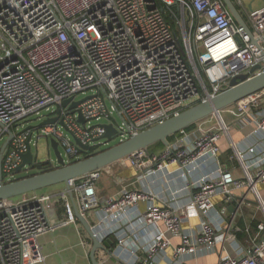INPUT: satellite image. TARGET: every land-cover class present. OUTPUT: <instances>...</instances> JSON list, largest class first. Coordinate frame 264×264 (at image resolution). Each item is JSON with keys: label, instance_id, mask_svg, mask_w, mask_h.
I'll return each mask as SVG.
<instances>
[{"label": "built area", "instance_id": "2783aa9c", "mask_svg": "<svg viewBox=\"0 0 264 264\" xmlns=\"http://www.w3.org/2000/svg\"><path fill=\"white\" fill-rule=\"evenodd\" d=\"M233 2L245 11L249 30L225 0H0L3 182L17 179L23 155L32 151L35 129L50 144L57 141L70 163L92 148L113 139L123 142L216 96L233 78L264 65L262 22L243 0ZM80 94L85 97L77 99ZM224 111L237 116L241 126H251L249 136L264 140L262 89L214 115L217 124L198 123L159 152L142 149L118 162L134 168L138 180L157 179L160 192L124 187L101 204L97 187L102 168L70 180L59 194L30 192L1 199L0 264L41 260L39 237L78 221L75 206L85 217L101 209L117 221L130 217L155 227L150 240L137 248L142 264H154L168 247L180 257L214 252L220 243L235 240L234 219L248 193L255 194L264 211L257 187L264 182V149L234 140ZM34 114L43 119L39 126L19 128ZM107 125L116 130L111 139ZM10 132L13 137L2 149ZM224 136L240 176L221 161ZM239 191L245 193L229 221L228 206ZM58 198L68 219L53 222L49 212ZM217 199L224 205L217 207ZM195 217L198 226L185 227ZM257 230L242 254L221 256L219 264H264V221ZM174 235L181 237L177 245ZM118 244H127L125 235Z\"/></svg>", "mask_w": 264, "mask_h": 264}, {"label": "crops", "instance_id": "0c3cea01", "mask_svg": "<svg viewBox=\"0 0 264 264\" xmlns=\"http://www.w3.org/2000/svg\"><path fill=\"white\" fill-rule=\"evenodd\" d=\"M247 5L244 0L243 4L249 9L258 14L264 30V3L254 8L256 0H248ZM264 2V0H263ZM239 12L242 13L243 19L249 24V19L245 15V11L241 5H237ZM228 124L232 125V136L234 140L239 141L243 146L258 143L260 151L264 149V140L260 136H249L253 128L251 126H241L237 121L239 118L229 113L223 112ZM180 136V135H179ZM247 138V139H246ZM222 149L221 161L222 163L233 170L237 175H241L238 161L235 158L234 151L231 149L226 136L222 137L220 142ZM151 152H159L161 150H150ZM137 172L131 166H122L115 163L105 168L104 175L98 182V194L101 204H103L110 196L121 191L124 187L131 189L147 190L152 188L155 192L162 190L161 183L157 179L151 180H138ZM179 186V184H176ZM258 191L264 200V182L257 184ZM67 190L66 184L57 185L51 194H59ZM245 192H237L236 199L228 206L227 220L232 219V211L236 208L238 200L243 198ZM217 207H221L224 203L217 199ZM145 205L140 206V210H144ZM50 219L53 222L67 220V215L63 202L58 198L54 201L53 208L49 212ZM89 222L92 224L95 231L100 236L112 232L110 237L114 241L112 253L109 254L102 249L96 252L97 260L100 264H138L139 257L143 256L142 251L137 250L138 246L146 244L154 233L155 227L138 224L133 219L124 218L121 221L105 216L101 209H96L87 214ZM264 221V211L257 202L254 193H248L246 200L241 205L238 215L234 219L235 228L234 233L236 239L227 241L224 245L221 243L218 249L214 252H203L196 255L186 254L177 257L173 247H168L162 252L154 264H219L221 256L231 254H242L252 243V238L257 234V224ZM200 223V218L195 217L190 223L185 224V227H197ZM224 225V224H223ZM187 229V228H185ZM115 230L116 233H113ZM114 231V232H115ZM125 235L127 244L119 246L118 237ZM137 237L133 242V238ZM172 243L179 244L181 237L179 235L171 236ZM39 251L42 255L41 260H35L29 264H92L90 252L93 247V241L88 233L83 228L82 224L78 221L67 222L57 226L54 230L43 233L39 239ZM239 250L241 252L239 253Z\"/></svg>", "mask_w": 264, "mask_h": 264}, {"label": "water", "instance_id": "95a60500", "mask_svg": "<svg viewBox=\"0 0 264 264\" xmlns=\"http://www.w3.org/2000/svg\"><path fill=\"white\" fill-rule=\"evenodd\" d=\"M225 2L237 22L249 30L233 0H225ZM250 74H244L233 78L228 89L210 99L186 108L179 114L162 123L143 130L123 142L116 143L73 162H66L61 154L57 141L51 140V147L58 161L57 166H53V164L49 162L50 168L45 169L43 163L35 161L32 151L29 150L23 155V162L17 171L22 172L24 168L30 166L31 169L35 168L39 172L23 178H17L12 182L4 183L2 162L0 159V200L18 197L57 184L68 185V182L72 179L118 163L139 150H147L157 143H162L164 146H167L170 143L169 138L171 136L186 130L192 125L208 120L212 116L234 105L240 99L264 89V65L260 64L255 66L251 69ZM65 104H67V101ZM75 105H77V103ZM54 120H46L44 123ZM106 127V137L111 139L116 130L112 125H107ZM12 137V132H10L2 149L6 147ZM82 147L84 150H89V146L82 145ZM75 215L93 241V247L90 252L92 264H100L96 256L97 250L102 249L111 254L114 241L110 235L102 237L97 234L88 218L79 212L77 206H75ZM138 264L142 263L139 262Z\"/></svg>", "mask_w": 264, "mask_h": 264}, {"label": "rangeland", "instance_id": "374dc122", "mask_svg": "<svg viewBox=\"0 0 264 264\" xmlns=\"http://www.w3.org/2000/svg\"><path fill=\"white\" fill-rule=\"evenodd\" d=\"M244 2L249 5V1L248 0H244ZM263 0H256V2H254V8H258L260 7L262 4H263ZM90 94V93H88ZM85 97V95H78L77 99H81ZM47 112L46 111H43L42 114H46ZM40 115H31L29 116L27 119H25L20 125H19V128H23V126H39L41 124V122L43 121L42 117H39ZM209 121H207L205 123L204 126H212V125H215L217 124L218 122V119L216 117H211L208 119ZM226 120L228 121V118H226ZM226 121V122H227ZM228 123V122H227ZM195 128V127H194ZM41 134V129L38 128V129H35V134H34V138H33V143L31 145L32 147V153L34 155V158H35V161L36 162H39V163H49L51 162L53 164V166H57L58 165V161H57V158L55 156V153H54V150L53 148L51 147V144L49 142L48 139L44 138V137H38V135ZM176 138V137H175ZM175 138L173 140H175ZM171 140V141H173ZM4 140L0 142V147L2 146ZM117 141L115 139L111 140L110 141V144L107 145V146H103L101 148H99L100 150H103L104 148H107L111 145H114L116 144ZM165 146L163 145H156L152 148H150L151 150H162ZM60 150H61V153L62 155L64 156L65 159H67V155L64 151V149L62 147H59ZM39 171L35 168L31 169L30 166H27L26 168H24V170L22 172H17L16 174V177L17 178H23V177H26V176H30L32 174H36L38 173ZM57 185H60V184H57ZM57 185H54V186H51V187H48V188H44V189H41V190H38V191H35L37 193H51L54 188L57 186ZM21 196H18V197H14V199H18L20 198Z\"/></svg>", "mask_w": 264, "mask_h": 264}, {"label": "trees", "instance_id": "16d2710c", "mask_svg": "<svg viewBox=\"0 0 264 264\" xmlns=\"http://www.w3.org/2000/svg\"><path fill=\"white\" fill-rule=\"evenodd\" d=\"M194 127H196V124H195V125H192L191 127L187 128L186 130H184V131H182V132H180V133H178V134H176V135L171 136V137L169 138V141H171V140H173L175 137H177V136H179V135H181V134H183V133H185V132H187V131L193 129ZM156 145H163V144H162V143H157V144L151 146L150 148H152V147H154V146H156ZM163 146H164V145H163ZM150 148H149V150H151ZM98 151H100L99 148H92L91 150H89V151H87V152H84L83 156L86 157V156L91 155V154H94V153H96V152H98ZM43 165H44L45 169H49V168H50V167H49V163H43Z\"/></svg>", "mask_w": 264, "mask_h": 264}]
</instances>
